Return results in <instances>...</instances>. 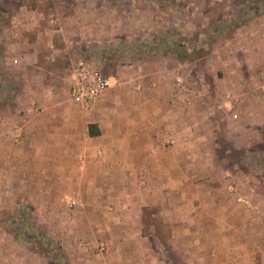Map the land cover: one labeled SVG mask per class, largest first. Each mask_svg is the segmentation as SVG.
Returning a JSON list of instances; mask_svg holds the SVG:
<instances>
[{
  "label": "rangeland",
  "instance_id": "rangeland-1",
  "mask_svg": "<svg viewBox=\"0 0 264 264\" xmlns=\"http://www.w3.org/2000/svg\"><path fill=\"white\" fill-rule=\"evenodd\" d=\"M79 60L110 76L100 102L119 97L120 111H146V80L157 75L169 107L184 112L167 120L163 137L177 148L179 164L165 176L177 171L184 214H161L174 203L162 196L173 190L150 202L142 173L130 188L103 184L113 196L99 214L114 220L117 210L119 222H134L130 212L140 207L141 237L155 264H207L205 249L183 240L194 219L209 217L194 210L257 211L264 202V0H0V155L13 158L32 142L24 130L62 125L63 115L73 144H97L82 130L100 102L85 111L68 96ZM29 148L21 150L26 161L35 154ZM29 174L0 200V264L115 263L102 258L104 238L90 242L93 232L79 230L88 216L78 213L85 205L75 194L63 193L71 183L32 182Z\"/></svg>",
  "mask_w": 264,
  "mask_h": 264
},
{
  "label": "crops",
  "instance_id": "crops-1",
  "mask_svg": "<svg viewBox=\"0 0 264 264\" xmlns=\"http://www.w3.org/2000/svg\"><path fill=\"white\" fill-rule=\"evenodd\" d=\"M158 77L150 75V80H146V105L139 103L141 106L142 104L146 106V111L135 113L120 111L116 108L122 102H118L119 97L110 99L107 95V98L99 101L98 111L89 116L91 120L88 127L86 125L82 130L84 136L87 132L97 144L89 142L73 144L72 129L66 120V115H63L62 125L37 124L30 130H24V134L29 135L25 137H29L32 142L29 144L26 142L22 147L23 149L30 147L29 149L35 151V154L31 155L29 161L24 159L23 149H17L13 158H7L5 151L0 155V200L7 199V186L12 181L23 183L27 173H30L32 182L71 183L63 193L75 194L73 197L85 205L78 209V213L81 216H88V221L84 224L80 223L79 230L93 232L86 233L90 242L91 237H95L94 240L97 238L106 240L109 250L102 257L105 261H114L113 264H155L157 261L153 258L152 249L145 245L141 237L140 207L130 212L134 222L128 223L119 222L117 214L123 213L117 210L111 213L116 215L114 220L117 221L108 216L104 220L97 207L105 200L110 201V197L113 196L107 191L104 193L103 184L110 183L117 186L119 184L120 187L127 184L130 188V185L137 180V175L142 173L146 175L148 191L151 192L146 194V199L148 198L150 202L156 199L158 193L161 199L163 188L168 187L173 190L162 196V200L165 201L163 204L173 200L174 203L171 204L173 207H162L161 214L175 216L184 214L181 206L177 205V199L180 200L182 193L177 171L175 170L173 177L165 176L166 171L179 164L172 155V151L177 148L166 147L163 139L167 133L165 128L167 120L174 116L183 118L184 112L169 107V96L162 89L164 79ZM136 107L132 106V108ZM109 111V114L104 113ZM47 113L51 119L53 112ZM55 115L60 117L61 114ZM80 115L86 114L80 113ZM90 124H95L99 130L98 135L89 134ZM97 150H102L107 158L98 159ZM132 194L133 198H136V193ZM89 204L92 205L90 209L87 206ZM258 209L257 211L237 209L223 205L197 208L194 210L195 216L206 214L209 217L205 221L194 219L190 226V239L183 240L190 242L192 247L204 248L203 253L198 254L204 255L201 259L208 261L207 264H264V202ZM235 216L238 217H236L238 224H235ZM79 222H83V219ZM144 254L146 260L143 258ZM99 256V253L95 252L93 257L99 258Z\"/></svg>",
  "mask_w": 264,
  "mask_h": 264
},
{
  "label": "built area",
  "instance_id": "built-area-1",
  "mask_svg": "<svg viewBox=\"0 0 264 264\" xmlns=\"http://www.w3.org/2000/svg\"><path fill=\"white\" fill-rule=\"evenodd\" d=\"M109 85L110 76L101 68L79 60L73 66L68 96L80 109L91 110L103 97Z\"/></svg>",
  "mask_w": 264,
  "mask_h": 264
},
{
  "label": "trees",
  "instance_id": "trees-1",
  "mask_svg": "<svg viewBox=\"0 0 264 264\" xmlns=\"http://www.w3.org/2000/svg\"><path fill=\"white\" fill-rule=\"evenodd\" d=\"M89 134L92 135V136L99 134V130H97L95 124H90L89 125Z\"/></svg>",
  "mask_w": 264,
  "mask_h": 264
}]
</instances>
